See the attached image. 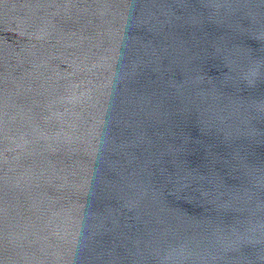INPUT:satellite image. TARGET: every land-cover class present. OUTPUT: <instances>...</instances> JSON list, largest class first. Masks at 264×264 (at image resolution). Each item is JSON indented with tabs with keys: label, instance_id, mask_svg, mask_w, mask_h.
<instances>
[{
	"label": "water",
	"instance_id": "obj_1",
	"mask_svg": "<svg viewBox=\"0 0 264 264\" xmlns=\"http://www.w3.org/2000/svg\"><path fill=\"white\" fill-rule=\"evenodd\" d=\"M0 264H264V0H0Z\"/></svg>",
	"mask_w": 264,
	"mask_h": 264
}]
</instances>
